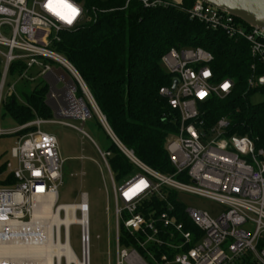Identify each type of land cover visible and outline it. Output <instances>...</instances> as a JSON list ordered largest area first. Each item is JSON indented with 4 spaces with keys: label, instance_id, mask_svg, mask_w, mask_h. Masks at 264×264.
Instances as JSON below:
<instances>
[{
    "label": "built area",
    "instance_id": "built-area-1",
    "mask_svg": "<svg viewBox=\"0 0 264 264\" xmlns=\"http://www.w3.org/2000/svg\"><path fill=\"white\" fill-rule=\"evenodd\" d=\"M141 1L145 8L183 5V0ZM64 2L77 10L74 17L59 0H0L3 64L0 69V139L35 128L20 135L11 150V161L0 165L6 168L4 176L11 175L15 180L13 186H0V245L45 244L44 230L27 227L32 221L35 203L56 197L55 206L59 205L65 165L57 137L42 130L44 120L36 119L15 132L1 129L2 107L10 98H17L16 83L33 80L31 71L35 70L37 77L49 76L56 86L65 84L62 90L57 89L50 95L51 103L62 117L70 116V109L61 106L67 103L68 89L63 76L73 80L91 102L92 96L78 72L52 49L60 43L62 33L76 30L86 18L81 5L73 0ZM187 13L191 21L199 22L208 31L222 32L230 40L247 43L254 60L248 88L259 89L264 94V33L248 29L234 17L199 1ZM62 16L71 18V23ZM4 28L10 30L11 37L2 33ZM18 62L24 63L25 68L12 75L11 67ZM52 63L61 68L54 69ZM213 63V55L201 48L171 49L162 58L165 71L179 81L174 92L173 84L160 92L168 99L171 109L180 115L179 132L166 146L174 169L172 175L160 174L144 165L114 136L101 112L97 116L115 145L141 171L117 188L108 162L111 154L101 155L111 175L116 203V264H264V150H258L250 138L229 136L227 119L206 127L200 106L213 96L225 98L234 89L229 79L216 82ZM260 68L262 75H258ZM10 77L17 82L9 81ZM71 93L79 100L77 91ZM77 118L85 123L90 117L87 114ZM170 191L177 193L176 203L185 205L181 195H190L220 204L225 211L213 216L185 205V214L194 226V230H188L179 220L177 208L169 201ZM152 197H158L165 204L163 211L158 214L150 210L145 216L140 212L141 207ZM84 199L88 202L86 194L82 195L81 203ZM61 214L65 217L63 209ZM12 225L17 229L13 230ZM121 225L127 233L128 246L120 244ZM79 227L84 261L86 253L87 259L90 255L85 247L91 240L88 231L86 234L85 228ZM63 229L65 239L67 229ZM22 260L24 264H39V260ZM0 264L18 262L3 258Z\"/></svg>",
    "mask_w": 264,
    "mask_h": 264
},
{
    "label": "trees",
    "instance_id": "trees-1",
    "mask_svg": "<svg viewBox=\"0 0 264 264\" xmlns=\"http://www.w3.org/2000/svg\"><path fill=\"white\" fill-rule=\"evenodd\" d=\"M73 1L84 9L85 21L76 30L62 33L60 43L52 49L75 68L114 136L144 165L160 174L174 173L166 146L179 132L180 115L160 93L173 84L174 77L162 66V58L171 49L201 48L209 52L214 57L216 82L229 79L234 83L228 96H213L200 106L206 127L227 119L229 136L250 138L258 150H264V103H250V96L261 92L248 88L254 63L250 48L245 42L230 40L222 32L208 31L199 22L191 21L187 10L195 0H183L182 6L155 8H145L141 0ZM24 68V63H15L11 74L21 73ZM262 74L260 68L258 75ZM49 91L50 86L44 83L25 96V104L12 97L2 108L20 127L36 119L53 120L54 114L46 104ZM76 97L86 101L91 117L104 129L78 85ZM28 131L35 128L20 135ZM112 145L108 159L111 171L117 179L126 178L136 168L113 141ZM5 169L0 167V186H13L15 180L11 175L4 176ZM168 198L177 208L179 220L188 230H194L185 205L176 203L177 193L170 191ZM164 205L158 197H152L140 212L145 216L150 210L159 214ZM120 244L129 245L122 225Z\"/></svg>",
    "mask_w": 264,
    "mask_h": 264
},
{
    "label": "rangeland",
    "instance_id": "rangeland-1",
    "mask_svg": "<svg viewBox=\"0 0 264 264\" xmlns=\"http://www.w3.org/2000/svg\"><path fill=\"white\" fill-rule=\"evenodd\" d=\"M2 33L6 37H11L10 30L7 28H4ZM2 66L0 59V69ZM51 66L57 70L61 68L56 63H52ZM31 75H33V80L27 82H17L14 77L9 79L12 83L17 82L16 96L19 103L25 104V96H29L34 89L47 83L44 76L37 77L35 70L31 71ZM64 86L65 84L59 83L56 87L58 90H62ZM84 102L86 103V101ZM87 102L89 103L88 99ZM250 103L252 105L264 103V94L262 92L253 93L250 96ZM64 104L61 106L69 110V105ZM52 105L54 106L53 103ZM1 117V129L4 132L19 130V124L11 118L4 108H2ZM42 130L57 137L61 157L65 160L63 185L59 189V205H79L82 195H88L91 237L90 264H116V203L111 175L101 156L111 151L112 141L94 117L88 118L85 123L80 119L57 120L53 117V120L45 121ZM19 137L20 135L13 134L0 139V165L6 161H11L10 153ZM139 174L141 171L138 169L122 179H117L113 174L117 188H121ZM181 200L187 208L201 209L213 216H218L225 211L224 206L198 197L181 195ZM78 218H81V213L78 214ZM62 234L64 236V229H62ZM70 245L76 256L83 259L81 228L77 225L70 228Z\"/></svg>",
    "mask_w": 264,
    "mask_h": 264
},
{
    "label": "bare ground",
    "instance_id": "bare-ground-1",
    "mask_svg": "<svg viewBox=\"0 0 264 264\" xmlns=\"http://www.w3.org/2000/svg\"><path fill=\"white\" fill-rule=\"evenodd\" d=\"M63 78L68 84L65 95L67 104L70 107L68 115L73 117L86 116L87 113L84 105L77 102L72 96L71 80L65 76H63ZM91 102L99 113L92 98ZM87 203V200L84 199L83 203L79 205L55 206L56 197L51 198L49 201H38L34 205L32 221L27 228L44 230L46 235L45 244L42 246H27L19 245L14 242L8 245H0V259H12L18 262V264H24L22 263V259L39 260V264H90V244L85 247L86 252L88 249L90 253L88 259L86 253L85 261L76 256L70 245V228L73 224L83 226L85 228V233L87 234L88 231L90 237L89 205ZM62 209L65 211V217L61 214ZM79 213L82 214L81 218H78ZM63 227L67 229V236L65 239L62 236ZM12 228L13 230L17 229L15 225H12Z\"/></svg>",
    "mask_w": 264,
    "mask_h": 264
},
{
    "label": "water",
    "instance_id": "water-1",
    "mask_svg": "<svg viewBox=\"0 0 264 264\" xmlns=\"http://www.w3.org/2000/svg\"><path fill=\"white\" fill-rule=\"evenodd\" d=\"M199 1L209 7H212L222 13L228 14L235 19L241 21L246 26L258 29L264 33V0H195ZM45 81L50 86V91L47 96L46 104L52 110L54 117L57 120L60 119H78L77 117L70 116H60L57 110L54 108L50 101L51 92L57 91V87L54 83L51 82L49 76L45 77ZM179 81L177 79L173 80L172 92L175 91ZM71 88L72 92L75 93L77 91L76 83L71 80ZM84 105L87 114L91 117L90 111L84 102L83 99L76 100ZM89 101V99H88ZM90 106L92 107L95 114L98 116L99 113L94 109L92 103L89 101ZM85 261V260H84ZM88 261V260H87Z\"/></svg>",
    "mask_w": 264,
    "mask_h": 264
},
{
    "label": "snow or ice",
    "instance_id": "snow-or-ice-1",
    "mask_svg": "<svg viewBox=\"0 0 264 264\" xmlns=\"http://www.w3.org/2000/svg\"><path fill=\"white\" fill-rule=\"evenodd\" d=\"M59 2H60L61 4H63V6H64L65 8L69 9V11H70L71 14H72V17H74V16L77 14V10H76L75 8H72L71 5L66 4V3L64 2V0H59ZM57 14L59 15V13H57ZM62 18L67 19L68 22L71 23V18H69V17H63V16H62Z\"/></svg>",
    "mask_w": 264,
    "mask_h": 264
},
{
    "label": "crops",
    "instance_id": "crops-1",
    "mask_svg": "<svg viewBox=\"0 0 264 264\" xmlns=\"http://www.w3.org/2000/svg\"><path fill=\"white\" fill-rule=\"evenodd\" d=\"M87 195V194H86ZM88 196V195H87Z\"/></svg>",
    "mask_w": 264,
    "mask_h": 264
}]
</instances>
